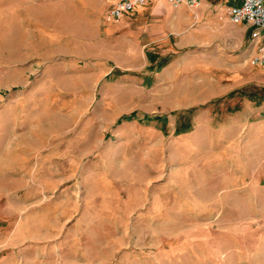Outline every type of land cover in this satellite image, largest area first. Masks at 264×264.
Instances as JSON below:
<instances>
[{
	"label": "rangeland",
	"instance_id": "rangeland-1",
	"mask_svg": "<svg viewBox=\"0 0 264 264\" xmlns=\"http://www.w3.org/2000/svg\"><path fill=\"white\" fill-rule=\"evenodd\" d=\"M105 1L0 0V264H264L258 68Z\"/></svg>",
	"mask_w": 264,
	"mask_h": 264
},
{
	"label": "crops",
	"instance_id": "crops-1",
	"mask_svg": "<svg viewBox=\"0 0 264 264\" xmlns=\"http://www.w3.org/2000/svg\"><path fill=\"white\" fill-rule=\"evenodd\" d=\"M241 0H201L193 7L180 4L173 7L166 0H157L152 6V14L161 17L164 24L155 33L174 34L177 47L195 48L224 60L236 68L247 62V80L251 81V66L258 68L257 79L264 81V66L251 62L256 49L253 32H260L247 23H232L227 16V8ZM109 5L105 1V15ZM143 8V7H142ZM141 8L136 7L123 17ZM263 84V83H262ZM264 86V85H263Z\"/></svg>",
	"mask_w": 264,
	"mask_h": 264
},
{
	"label": "built area",
	"instance_id": "built-area-1",
	"mask_svg": "<svg viewBox=\"0 0 264 264\" xmlns=\"http://www.w3.org/2000/svg\"><path fill=\"white\" fill-rule=\"evenodd\" d=\"M148 0H107L109 5L106 11L108 20H119L125 13L136 7L142 6ZM171 5L185 4L197 6L201 0H166ZM227 16L230 22H244L260 32H253L252 38L256 40V49L251 62L254 65L264 66V0H241L238 4H232L227 8Z\"/></svg>",
	"mask_w": 264,
	"mask_h": 264
},
{
	"label": "trees",
	"instance_id": "trees-1",
	"mask_svg": "<svg viewBox=\"0 0 264 264\" xmlns=\"http://www.w3.org/2000/svg\"><path fill=\"white\" fill-rule=\"evenodd\" d=\"M145 5V4H144ZM144 5H142V6H139V8H142Z\"/></svg>",
	"mask_w": 264,
	"mask_h": 264
}]
</instances>
